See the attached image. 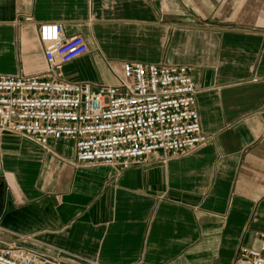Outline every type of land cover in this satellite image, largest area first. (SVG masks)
<instances>
[{"label":"crops","instance_id":"crops-1","mask_svg":"<svg viewBox=\"0 0 264 264\" xmlns=\"http://www.w3.org/2000/svg\"><path fill=\"white\" fill-rule=\"evenodd\" d=\"M42 24L83 37L64 78L118 84L123 63L184 66L209 142L119 170L0 136V247L98 264H234L264 232V0H0V75L46 71Z\"/></svg>","mask_w":264,"mask_h":264},{"label":"built area","instance_id":"built-area-1","mask_svg":"<svg viewBox=\"0 0 264 264\" xmlns=\"http://www.w3.org/2000/svg\"><path fill=\"white\" fill-rule=\"evenodd\" d=\"M46 71L0 75V136L15 133L45 147L72 139L76 162L119 170L156 156L163 163L204 147L191 69L123 63L118 84L94 85L64 78L63 67L89 52L81 36L67 38L61 24H42ZM256 248L241 247L234 264H264V232ZM0 264H98L71 255L51 257L23 247H0Z\"/></svg>","mask_w":264,"mask_h":264},{"label":"water","instance_id":"water-1","mask_svg":"<svg viewBox=\"0 0 264 264\" xmlns=\"http://www.w3.org/2000/svg\"><path fill=\"white\" fill-rule=\"evenodd\" d=\"M1 174H0V179H1ZM4 191H5V183L0 182V213L2 212L3 205H4Z\"/></svg>","mask_w":264,"mask_h":264}]
</instances>
